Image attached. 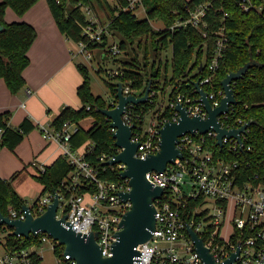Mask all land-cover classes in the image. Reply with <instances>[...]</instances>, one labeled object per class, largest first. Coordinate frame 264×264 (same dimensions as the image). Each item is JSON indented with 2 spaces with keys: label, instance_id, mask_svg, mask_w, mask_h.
Listing matches in <instances>:
<instances>
[{
  "label": "built area",
  "instance_id": "2783aa9c",
  "mask_svg": "<svg viewBox=\"0 0 264 264\" xmlns=\"http://www.w3.org/2000/svg\"><path fill=\"white\" fill-rule=\"evenodd\" d=\"M119 1L121 0H115L117 4ZM126 1L127 6L122 7L123 9L135 11L140 8L145 13L141 0ZM235 1L243 11L252 8L248 0ZM209 7L210 3L199 5L185 20L177 21L170 29L190 26L202 31V28L207 26L205 17ZM84 9L86 14L92 13L90 8ZM83 34L89 43L100 42L103 35L110 36L108 23L96 25L95 22L89 21V24L83 27ZM216 34V49L206 66L207 76L198 79L199 86L207 93L213 109L220 105L224 97L222 87L214 88L213 77L227 41L223 28ZM75 47L73 57L79 56L85 63L90 64L94 59L95 50L88 48L84 42L76 43ZM107 50V56L100 54L104 56V60L122 54L116 43ZM107 75L111 78H121L123 72L116 69L108 71ZM235 83L236 81L231 83L232 90ZM121 85L124 96L143 95L136 94L138 92L131 89L129 83ZM205 86H208V91L204 89ZM170 87L173 96L170 93L167 103L164 102V90L150 89L145 103H129L125 107L121 119L125 125L133 126L130 142L139 145L134 153L137 159L144 160L160 150V129L166 123L177 121L179 115L174 111L177 103L186 109L189 117H199L201 120L208 117L195 88L190 93L183 92L181 82L175 87ZM26 94H29V91H26ZM116 103L117 101L112 99L109 108H114ZM238 106L239 103L230 104L228 111L216 118L221 128L238 130L253 122L240 112ZM20 107L24 108V104ZM170 110L172 114L168 115ZM251 125L238 134L239 140L224 136L222 146L218 145L217 132L213 128L204 134L198 131L182 134L176 143L182 157L167 164L163 172L149 171L145 174L147 182L162 189V195L153 200L155 226L151 237L136 247L137 264H203L188 229L195 233L198 240H202L203 246L216 264H223L237 251L238 255L231 264H264V155L253 157L251 146L245 143ZM35 126L46 142L59 147L60 156L73 171L60 183L57 190L47 191L31 204L26 202L24 205L29 208L33 218H37L45 213L56 193L59 200L56 219L66 214L67 222L75 233H95L101 256L110 257L116 233L121 229L119 223L122 215L131 207V202L124 201L119 196V193L131 190L129 180L120 177V173L126 169L125 164L114 165L119 173L117 181L102 180L96 168L85 159L84 151L78 152L72 148L71 137L77 130L76 123L66 121L59 128L51 123H38ZM110 130L114 132V129ZM90 149L89 147L88 150ZM217 149L223 153L218 155ZM121 151L122 148L115 147L112 154L102 155L98 160L105 164ZM44 171L45 168L41 167V174ZM59 208L62 212L60 216ZM7 216L10 219L24 220L25 212L22 207L19 210L11 208ZM225 227L227 228L224 229ZM7 235L8 232L0 230V264H34L35 257L42 259L40 251H29L28 248L17 246L11 249L6 247ZM29 238L37 240L29 248L51 240L54 242L53 251L59 245L41 230H37L35 235L30 234ZM58 263L75 264V261L62 253L58 257Z\"/></svg>",
  "mask_w": 264,
  "mask_h": 264
},
{
  "label": "trees",
  "instance_id": "16d2710c",
  "mask_svg": "<svg viewBox=\"0 0 264 264\" xmlns=\"http://www.w3.org/2000/svg\"><path fill=\"white\" fill-rule=\"evenodd\" d=\"M39 0H1L0 25L4 30L0 33V79H2L11 95L18 94L26 87L23 71L29 65L27 55L30 47L37 37L35 28L25 22L6 23L4 14L10 8L16 15L22 16ZM46 0L51 15L59 32L74 45L84 42L88 48L98 50L107 56L108 47L113 43L111 37H118L116 42L122 54L129 55L128 46L131 47L132 57L129 62L115 63L121 65L123 76L111 78L112 83L106 82L112 99L116 100L117 83H129L131 89L140 95L144 94L147 84L150 89H162L168 86H177L181 82V91L190 93L194 90L193 83L207 76L206 66L212 59L217 42V32L223 28V35L227 39L218 60V67L213 77L215 89H221V81L230 73L235 72L245 64H249L247 72L236 81L234 96L239 103L240 112L253 121L250 133L246 136L245 143L251 146L253 157L264 155V0H248L252 8L243 11L235 0H141L145 8V18L139 19L132 9H123L127 6L126 0ZM210 3L206 13L207 26L202 31L193 27H175L170 29L177 21L185 20L189 13L199 5ZM120 6V7H119ZM88 7L98 17L102 12L108 23L110 36L103 35L100 42L89 43L83 34V27L89 24L87 14L83 11ZM101 20V19H100ZM102 22V20H101ZM158 22L161 28L153 29L151 23ZM203 33L205 36H203ZM145 38L150 41L154 58L151 63L147 61L148 49L145 50L144 63L136 59L132 49L134 43ZM167 45L171 46L172 76H164L161 86L158 53ZM100 60H104L101 55ZM83 81L77 87L76 94L81 107L78 110L65 106L52 121L56 128L66 121L76 123L77 130L71 137L74 151H84L85 159L97 170L100 179L117 181L118 171L115 166L110 167L101 163L98 158L110 155L115 151L113 132L108 121L99 109L109 108L99 97H94L89 89L88 69L82 63L76 64ZM99 72V71H98ZM206 91L209 90L205 86ZM171 96L172 93H171ZM87 107L89 109H87ZM172 114V110L168 115ZM92 117L93 124L84 129L80 125L83 119ZM11 113H0L1 142L0 148L6 147L14 150L23 140L24 135L36 128L30 118L26 117L17 127L10 125ZM89 147L91 148L90 150ZM223 151L217 149V154ZM73 168L61 156L45 168L44 173L34 177L35 181L43 186L42 194L50 190H57L60 183L67 179ZM21 172H16L9 179L0 177V213L8 215L9 209L19 210L26 201L18 195L12 186V181ZM1 231L8 232L6 247H29L36 243L34 238H16L9 228L0 227ZM63 246H56L54 253L60 257L59 252ZM42 259L34 258V264H41Z\"/></svg>",
  "mask_w": 264,
  "mask_h": 264
},
{
  "label": "water",
  "instance_id": "95a60500",
  "mask_svg": "<svg viewBox=\"0 0 264 264\" xmlns=\"http://www.w3.org/2000/svg\"><path fill=\"white\" fill-rule=\"evenodd\" d=\"M3 30V26L0 25V33ZM248 68L249 64L247 63L237 71L228 73L222 79L221 87L224 91V97L221 99L220 105L214 109L210 106L207 93L199 86V81H195L193 86L208 113L207 119L201 120L199 117H189L186 109L180 103H177L174 107V111L179 115L177 121L166 123L160 129V150L144 160L134 157L139 145L138 143L130 142L133 126L125 125L121 116L127 104L138 105L146 102L150 90V82L141 97L124 96L121 83H117V103L115 107L99 109L98 112L110 121L109 127L114 129L112 134L114 146L122 148V151L106 161L105 165L125 164L126 169L120 173V177L129 180L128 183L131 190L129 192H121L119 196L124 201L131 202V207L122 215L119 223L121 229L116 233V240L112 245V255L110 257L101 256V250L95 240V233L91 232L88 235L75 233L67 222L66 214H63L60 219H56L59 203L56 193L45 213L37 218H33L26 205L22 206V210L25 212L24 220L10 219L0 213V227H7L12 230L13 236L24 239H28L30 234L35 235L37 230H41L63 246V254L69 255L75 261V264H137L136 257L138 252L136 247L146 242L154 230L155 208L153 200L162 195V189L153 187L147 182L145 174L149 171L163 172L167 164H171L176 158L182 157L176 148L178 138L182 134H193L194 131L204 134L213 128L217 132L216 140L219 146H222V138L224 136L228 138L234 137L239 140L238 134L253 122L247 123L238 130H225L220 127L216 118L227 112L230 104L238 103L231 89V83L243 77ZM188 233L194 241L196 252L203 264H216L209 251L203 246L202 240H198L191 229H188ZM237 255L238 251L232 254L223 264H231Z\"/></svg>",
  "mask_w": 264,
  "mask_h": 264
},
{
  "label": "crops",
  "instance_id": "0c3cea01",
  "mask_svg": "<svg viewBox=\"0 0 264 264\" xmlns=\"http://www.w3.org/2000/svg\"><path fill=\"white\" fill-rule=\"evenodd\" d=\"M4 21L28 23L35 28L37 37L27 53L30 63L23 71L26 87L18 94L11 95L0 79V113L9 111L10 125L15 128L26 117L34 125L50 124L62 108L73 105L72 95L65 92V73H72L70 65L73 50L69 47L72 42L57 29L46 0H39L22 16L7 8ZM80 84V79L74 76L70 88L77 90ZM22 103L24 108L20 107ZM60 155L59 147L46 142L35 128L24 135L14 150L0 148V177L8 179L14 173L21 172L12 183L14 190L16 186L18 192L15 191L19 196L35 199L42 193L43 186L34 177L41 174V167H49ZM27 173L33 177L32 182L38 187L34 194L30 193V184L25 188L20 185V178Z\"/></svg>",
  "mask_w": 264,
  "mask_h": 264
},
{
  "label": "rangeland",
  "instance_id": "374dc122",
  "mask_svg": "<svg viewBox=\"0 0 264 264\" xmlns=\"http://www.w3.org/2000/svg\"><path fill=\"white\" fill-rule=\"evenodd\" d=\"M110 4H112V1L109 0ZM83 11H85V9L83 8ZM98 17L92 12L91 14H87V17L89 19V21L95 22L96 25H104L106 24L105 20V16L102 12H98ZM135 15L137 16V18L139 19H143L145 18V13L142 11V9L137 8L135 9ZM102 22H101V20ZM153 29H159L161 28V24L158 22H152L151 23ZM109 41L111 43H116L119 42V38L116 37H111L109 38ZM70 49L73 50L72 53H75V45L74 44H70L69 45ZM132 49L135 51V55H136V59L140 62V63H144V54H145V50L148 49V57H147V61H149L150 63L153 60H156L154 58L153 52L151 50L150 47V41L145 38L140 39L139 45L138 43H134V45L132 46ZM128 51H129V55H124V54H120L118 55L116 58H111L109 57L106 60H100V54L102 52L95 50L94 51V59L92 60V62L89 63H85L83 61V59L79 56L77 57H73V61L70 65L71 71L72 73H65V92H68L72 95V103L73 105H70L71 108L78 110L81 105H80V101L77 97L76 94V89H71L70 88V84L73 81V77L76 76L78 79H80L81 83L83 81V78L80 74V72L77 70L76 68V64L82 63L83 65H85V67L88 69V77H89V89L90 92L92 93V95L94 97H99L103 103L107 106L110 104L111 100H112V95L109 92V89L106 85V82L108 83H112V80L110 79V77H108L107 72L108 71H113L116 69H120L121 65L119 63H115L114 60H118L119 62H129L131 60L132 57V53H131V47L128 46ZM158 63L156 64V68H160V73H161V78H160V83L161 86H163V82H164V76L166 75L168 79L171 78L172 76V54H171V46L167 45L166 47H164L163 49H161L158 53V58H157ZM99 71V72H98ZM164 102L167 103L168 102V98L169 95L171 93V87L168 86L166 88H164ZM139 94V93H136ZM161 97H159L160 99ZM93 124V119L92 117L83 119L82 121H80V125L84 128V129H88L92 126ZM18 178V176L12 181V183ZM33 177H30L29 174L27 173L24 176H22L20 178V185L22 187L25 188L26 185H31L30 187V193L34 194L35 191L38 190V187L35 186V184L32 182ZM9 179V178H8ZM15 190L18 192V188L15 186ZM24 192V191H23ZM21 195L22 193L19 192ZM24 196V193H23ZM23 199L28 203L31 204L33 201H35L34 198H24ZM62 203V201H61ZM58 215H62L61 212V208L58 209ZM228 227V226H227ZM227 227H225L224 229H226ZM230 228H228L229 230ZM54 242L51 241H46V242H42L41 244H35L33 245L31 248L29 247H25L28 248L27 250L29 251H40V254L42 256V263L41 264H59L58 263V256L54 253L53 249H52V244ZM64 251V249H60V253L62 254Z\"/></svg>",
  "mask_w": 264,
  "mask_h": 264
}]
</instances>
